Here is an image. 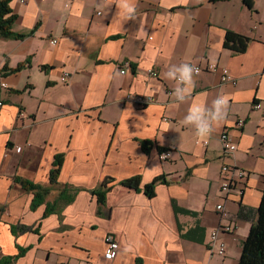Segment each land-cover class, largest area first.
I'll list each match as a JSON object with an SVG mask.
<instances>
[{
    "label": "crops",
    "instance_id": "0c3cea01",
    "mask_svg": "<svg viewBox=\"0 0 264 264\" xmlns=\"http://www.w3.org/2000/svg\"><path fill=\"white\" fill-rule=\"evenodd\" d=\"M253 2L10 1L18 16L13 31L26 37L0 38L8 84L0 87L1 262L238 264L264 189V0ZM228 31L250 38L244 52L224 46ZM183 63L218 64L237 84L223 83L220 70L203 71L193 76L191 96L178 102L180 85L166 73ZM128 95L153 100L138 106ZM220 96L228 98L227 114L210 134L184 123L193 106L211 107ZM256 102L263 108L254 109ZM225 129L237 145L228 157ZM162 152L170 156L163 160ZM58 154L61 172L51 184ZM225 163L247 172L243 195L222 192ZM136 175L141 190L119 183ZM161 176L149 198L144 186ZM107 178L112 188L98 214L94 190ZM21 180L48 189L37 208ZM64 189L70 201L61 198ZM48 204L54 207L45 215ZM227 223L235 230L219 236L226 254L211 253V231ZM108 235L119 244L112 259L105 257Z\"/></svg>",
    "mask_w": 264,
    "mask_h": 264
},
{
    "label": "trees",
    "instance_id": "16d2710c",
    "mask_svg": "<svg viewBox=\"0 0 264 264\" xmlns=\"http://www.w3.org/2000/svg\"><path fill=\"white\" fill-rule=\"evenodd\" d=\"M11 0H0V38L1 37H8L13 39L18 38H25L26 35L22 33H16L13 31V24H15L18 16L13 12L10 5ZM243 3L248 6L249 8L254 7L253 0H243ZM250 38L248 36L240 35L236 32L228 31L225 37V47L236 50L237 52H244L249 45ZM23 67L21 63L16 70H19ZM13 70V71H16ZM151 142L145 141L143 143V151L148 152L150 151ZM162 150V149H160ZM63 163V155H56L55 162L53 163V169L51 170L50 174V183L54 184L57 182L61 172V166ZM113 180L111 178H107L101 184L99 190L95 191L94 193L98 199V203L100 205V209L98 210V214H101L103 211V206L106 204V195L110 190L111 184ZM141 176L136 175L128 179L121 180L119 183L126 186V188L134 189V190H141ZM165 181L163 176L156 177L153 181L146 184L143 188L145 194L152 198L156 195V184L159 182ZM20 183L27 189L33 190L34 199H33V208H37L40 204L44 202V195L48 193V189L42 187L41 185H34L29 181H20ZM68 190H63L62 194H60L61 198L67 199L70 201L72 196L68 195ZM52 207V208H51ZM54 206H49L46 209L45 215L49 213L53 209ZM49 210V211H48ZM176 211L178 213H187L191 214L192 211L187 210L186 208L176 206ZM259 215L257 221L249 230L248 236L243 241L242 245V253L240 257V261L238 264H264V189H263V196L262 200L259 205ZM16 257H9L7 258V263L1 262L0 264H10ZM136 264H143L139 258L136 261Z\"/></svg>",
    "mask_w": 264,
    "mask_h": 264
},
{
    "label": "built area",
    "instance_id": "2783aa9c",
    "mask_svg": "<svg viewBox=\"0 0 264 264\" xmlns=\"http://www.w3.org/2000/svg\"><path fill=\"white\" fill-rule=\"evenodd\" d=\"M53 44L57 43V40H51ZM127 67H129V61L126 60L123 62V65L121 66V72L126 73L127 72ZM196 69H198V73L194 75H198L203 71L206 72H212V71H217L220 70L222 73L221 80L223 83H232V84H237V80L233 77L231 72L222 66H219L218 64H208L206 65H194ZM158 72L156 70H151L150 75L156 76ZM69 78L68 72L64 73L62 79L64 81ZM7 83L5 80V77L0 74V87L1 88H7ZM129 99H132L135 101L136 105L138 106H146L147 104L151 103L153 98L152 97H144V95H138L136 97H131L129 96ZM2 103L0 102V105ZM263 105L261 102H256L254 104V109H262ZM264 113V110H263ZM24 115V113H22ZM244 123L243 120H239V122L236 123L237 126H242ZM220 140L223 144V150H224V156H230L231 154L235 153L237 151V145L232 139V136L229 133L228 129H225L221 133ZM170 156L169 152H162L161 153V158L166 160ZM221 175H222V180H221V190L222 192L228 194H236L238 196L243 195L244 193V184L246 183V178L248 176L247 172L237 166H234L231 163H225L223 167L221 168ZM218 211H221L225 214V208L224 204H219L217 205ZM235 226L232 223H227L223 224L220 227H216L211 231V240L209 249L211 253L216 252L219 255L224 256L226 254V243L222 240H220L219 236L222 233H229V232H234ZM119 249V244L118 242L114 239L113 236L108 235L106 237V251H105V257L112 259L115 257L117 250ZM68 264H77L76 262H69Z\"/></svg>",
    "mask_w": 264,
    "mask_h": 264
},
{
    "label": "clouds",
    "instance_id": "9594fccd",
    "mask_svg": "<svg viewBox=\"0 0 264 264\" xmlns=\"http://www.w3.org/2000/svg\"><path fill=\"white\" fill-rule=\"evenodd\" d=\"M129 18H134V7L125 6ZM173 70L166 73L168 78L175 79L179 87L175 88L174 93L178 102L185 101L192 94L191 85L194 83L193 76L198 73L193 65L183 63L178 66H172ZM228 98L226 96L217 97L211 107L203 105L193 106L184 118L186 125H194L200 136H206L213 130V124L223 119L227 114Z\"/></svg>",
    "mask_w": 264,
    "mask_h": 264
},
{
    "label": "rangeland",
    "instance_id": "374dc122",
    "mask_svg": "<svg viewBox=\"0 0 264 264\" xmlns=\"http://www.w3.org/2000/svg\"><path fill=\"white\" fill-rule=\"evenodd\" d=\"M220 187H221V185H220Z\"/></svg>",
    "mask_w": 264,
    "mask_h": 264
}]
</instances>
